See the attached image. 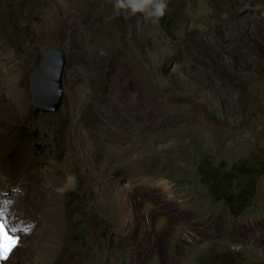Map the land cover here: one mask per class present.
Listing matches in <instances>:
<instances>
[{"label": "rangeland", "instance_id": "rangeland-1", "mask_svg": "<svg viewBox=\"0 0 264 264\" xmlns=\"http://www.w3.org/2000/svg\"><path fill=\"white\" fill-rule=\"evenodd\" d=\"M166 3L157 21L117 14L114 0H0V52L38 55L19 76L27 113L0 178L26 166L61 207L54 264H264V0ZM51 48L65 54L63 96L57 111L36 112L30 74ZM76 133L87 171H102L103 203L69 162ZM46 165L70 168L75 187L53 188ZM239 165L246 177L219 195L255 181L235 217L211 194L210 171Z\"/></svg>", "mask_w": 264, "mask_h": 264}, {"label": "bare ground", "instance_id": "bare-ground-1", "mask_svg": "<svg viewBox=\"0 0 264 264\" xmlns=\"http://www.w3.org/2000/svg\"><path fill=\"white\" fill-rule=\"evenodd\" d=\"M50 21L51 19L48 18L44 22L46 28L51 26ZM37 56V52H28L19 63L16 58L10 57L8 52H0V173L11 170L12 160L3 159V156L13 142L14 128L25 121L27 113L28 102L25 97V84L19 76L21 72H25L28 67L33 65ZM73 144L76 153L70 155L69 162L79 170L78 177L86 178V187L91 195L97 196L98 202L103 203L104 200L99 194L103 181L102 171H97L98 169L94 165L89 172L87 171L89 146L82 133L75 134ZM69 169L50 165L44 167V171L52 177L51 186L53 188L63 187L64 191L74 188L77 180L75 177L67 178L71 172ZM12 171L13 174L7 180L0 178V207L7 205V213L11 222L18 228H27L28 231L21 232L25 241L21 235L20 246L15 250L10 260L4 264H29L33 254L41 248L45 250L33 264H54L65 235L66 215L57 201L51 199V192L45 193V188L33 186L28 181L26 166L16 168V170L13 167ZM16 187L22 189L21 194L13 193V189ZM46 188H50V186ZM113 200L108 203L107 208L116 211L117 204ZM202 230L204 229L198 227L196 233L202 232ZM193 236H188V240L192 241ZM15 253L17 254L15 255ZM19 255L20 257H18ZM26 255H29L27 260L24 258Z\"/></svg>", "mask_w": 264, "mask_h": 264}, {"label": "water", "instance_id": "water-1", "mask_svg": "<svg viewBox=\"0 0 264 264\" xmlns=\"http://www.w3.org/2000/svg\"><path fill=\"white\" fill-rule=\"evenodd\" d=\"M65 64L64 52L60 48H51L45 53L41 66L30 74V85L36 102L33 108L36 112H55L59 109Z\"/></svg>", "mask_w": 264, "mask_h": 264}, {"label": "trees", "instance_id": "trees-1", "mask_svg": "<svg viewBox=\"0 0 264 264\" xmlns=\"http://www.w3.org/2000/svg\"><path fill=\"white\" fill-rule=\"evenodd\" d=\"M263 160H264V156H263ZM211 171H210L212 175L210 176V179H212V182L210 184L211 194L215 195L214 197L217 202L224 201L228 207L229 213L232 216L237 217L243 209L248 208L251 205V202L254 198V192L252 188L255 181L250 182L252 184L248 185L246 189L239 190L236 193L229 192L227 194L219 196L221 194V189L225 185H235V181L237 180L236 175L238 173L246 177L244 175L246 171L244 166L242 165L237 166L235 169L232 168V170H228L224 174H221L217 168H215V172L213 171L211 172ZM201 175L203 174L201 173ZM229 190H231V188H229ZM241 206L243 207L241 208Z\"/></svg>", "mask_w": 264, "mask_h": 264}, {"label": "snow or ice", "instance_id": "snow-or-ice-1", "mask_svg": "<svg viewBox=\"0 0 264 264\" xmlns=\"http://www.w3.org/2000/svg\"><path fill=\"white\" fill-rule=\"evenodd\" d=\"M27 228H18L11 222L7 213V205L0 207V262H8L21 244L20 232Z\"/></svg>", "mask_w": 264, "mask_h": 264}, {"label": "clouds", "instance_id": "clouds-1", "mask_svg": "<svg viewBox=\"0 0 264 264\" xmlns=\"http://www.w3.org/2000/svg\"><path fill=\"white\" fill-rule=\"evenodd\" d=\"M114 6L117 14L120 9H125L132 15L142 13L146 18L154 17L158 21L164 15L167 3L166 0H114Z\"/></svg>", "mask_w": 264, "mask_h": 264}]
</instances>
